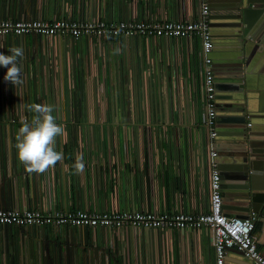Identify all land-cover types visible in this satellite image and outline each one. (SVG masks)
Returning a JSON list of instances; mask_svg holds the SVG:
<instances>
[{"label": "built area", "instance_id": "2783aa9c", "mask_svg": "<svg viewBox=\"0 0 264 264\" xmlns=\"http://www.w3.org/2000/svg\"><path fill=\"white\" fill-rule=\"evenodd\" d=\"M187 1H190V9L177 19L157 21L130 17L107 21L99 17L49 19L40 11L35 17H14L11 14L13 0H0V53L10 54L13 46L24 49V58L20 61L22 84L5 81L7 69L0 67V188L17 200L16 207L0 203V227H35L39 231L47 226L84 227L105 231L109 238L129 234L134 241L142 237L140 233L144 230H207L215 264H224L226 250L233 248L254 264H264L254 233L259 213L251 210L245 217H234L225 215L222 210L221 174L215 162L217 151L213 149L217 137V99L211 56V10L209 0ZM180 7V10L185 7L183 0ZM93 37L101 42L116 38L144 42L185 40L190 50L197 44L196 81L202 105V123L198 128L202 136L200 178L204 177L205 185V199L199 211H164L142 205L120 210L92 204L90 168L97 165L100 181L106 184L109 174L112 178L121 167L116 163V153L118 144L122 143L128 164L134 163L133 167L139 170L136 159H143L145 154V163H150L148 153L153 151V136L158 135L159 129L155 127L157 97L153 96L152 88H148L145 76L134 75L125 83L116 63L108 71L92 55L86 61V68L81 60L71 56L68 66L66 62L60 69L56 54L58 40L68 43L73 54L75 43ZM32 103L53 105L56 122L65 128V134L56 138V150L63 152V160L43 173L28 172L15 148L22 121L30 120L33 115L27 110V105ZM191 108L184 106L182 114ZM144 144L148 151L145 153ZM80 155L84 170L77 174L73 165ZM145 163L142 164L144 171L149 172ZM49 174L52 179L54 175L57 189L64 192L66 198L72 192L80 194L77 204L46 203ZM30 199L35 200L34 203Z\"/></svg>", "mask_w": 264, "mask_h": 264}, {"label": "crops", "instance_id": "0c3cea01", "mask_svg": "<svg viewBox=\"0 0 264 264\" xmlns=\"http://www.w3.org/2000/svg\"><path fill=\"white\" fill-rule=\"evenodd\" d=\"M183 2L185 7L180 10V0H13L11 14L14 17L28 18L39 15L40 11L49 19L99 17L108 21L132 17L162 21L183 16V11L191 7L190 1ZM2 8L4 9L5 5ZM261 22H264V17ZM262 31L264 32V25ZM235 36L228 35V40L218 37L219 43L228 47L233 45L234 48L237 40L231 39ZM211 37L213 41L212 34ZM56 44L60 69L66 66V62L68 66L71 56L77 61L81 60L86 68V61L92 55L100 64H104L108 71H111L116 63L125 83L134 75L145 76L148 88H152L153 96L157 97L155 127L159 129L158 135L153 136V151L148 153L150 163H145L144 154L143 159L137 158L135 162L137 167L140 166L139 170L133 167L134 163L130 166L124 156L122 143H119L116 163L121 167L112 178L109 174L106 184L100 181L97 165L89 170V198L92 199V204L94 202L101 208L123 210L142 205L145 208L153 207L164 211H199L205 199V185L204 177L200 178L202 136L198 128L202 123V105L196 81L197 44L190 50L185 40L144 42L141 39L133 41L116 38L101 42L93 37L82 38L75 43L73 54L70 45L64 40H58ZM214 51L212 49L213 60L216 58ZM262 54L256 55L251 62L253 68L257 64L263 65L254 73L256 93L253 101L249 100L248 103L245 98L240 100L239 93L232 92L229 88L232 81L239 77L232 70L235 66L223 67L218 64L213 68L216 96L219 98L216 129L217 135H222L221 139L217 136L214 140L213 149L216 151L218 147L228 150L234 140L229 135L250 126L251 132L246 134L251 147H256V151L264 153V52ZM238 57L242 60L243 53L241 56L230 55L231 59ZM215 70L220 71V74H216ZM193 90L196 93H193ZM184 106L192 108L186 109V114H182ZM236 117H239L240 121L232 120ZM145 146H142L144 153L148 152ZM260 161L263 163L264 159ZM144 163L149 172L144 171ZM257 184L261 185V188L264 187V172L259 175ZM45 195L48 205L69 202L74 206L80 200V194L75 192L66 198L64 192L61 193L59 188L57 189L56 179L54 175L52 179L51 174L48 175ZM35 200L30 199V202L34 203ZM0 203L16 207L17 200L9 191L0 188ZM222 210L225 215L234 217H245L251 210L255 211L251 207L246 209L244 205L240 206L237 199L222 200ZM261 217L259 215L254 233L258 248L264 255V222L260 221ZM140 234L142 237L134 241L129 234L109 238L105 231H92L84 227L47 226L40 231L35 227H0V264H215L214 250L209 243L207 230H144ZM240 263L239 251L234 248L227 249L224 264Z\"/></svg>", "mask_w": 264, "mask_h": 264}, {"label": "water", "instance_id": "95a60500", "mask_svg": "<svg viewBox=\"0 0 264 264\" xmlns=\"http://www.w3.org/2000/svg\"><path fill=\"white\" fill-rule=\"evenodd\" d=\"M209 5L211 10L209 25L215 44L213 46L214 55L216 56L213 60V68L218 64H222L223 67L235 66L232 70L239 77L232 81L233 83L229 87L230 90L232 92L237 91L236 93H239L242 101L244 98L247 103L249 100L253 101L256 93V75L254 73L263 64L255 65L254 69L251 62L256 55L260 56L264 52V32L262 31L264 22H261L264 17V0H209ZM217 34L220 35L217 36ZM232 34L236 36L231 40H237L234 48H232L233 45L228 47L219 43L218 37L228 40V35ZM233 49H236V51H233ZM242 53V60H240V57L230 58V55L241 56ZM215 73L220 74V71L215 70ZM219 91L220 89L217 87V92ZM216 99L219 101L217 96ZM257 118L255 117V119ZM232 120L240 121V118L236 117ZM242 122L244 123V120ZM251 129L249 126L234 133V135H229L233 137V143L230 144L228 150L224 147L217 148L215 162L221 174L222 200L237 199L240 206L244 205L246 209L251 207L257 211L262 216L260 221L264 222V187L261 188V185L257 184L259 175L264 172V162L261 163L260 161L264 159V153L256 151V147H251L249 137L246 134L250 133ZM217 136L219 139L222 137L221 133ZM239 253L241 256L240 264H254L252 260L244 257L241 252Z\"/></svg>", "mask_w": 264, "mask_h": 264}, {"label": "clouds", "instance_id": "9594fccd", "mask_svg": "<svg viewBox=\"0 0 264 264\" xmlns=\"http://www.w3.org/2000/svg\"><path fill=\"white\" fill-rule=\"evenodd\" d=\"M9 53H0V67L7 69L4 80L20 85L23 82L20 61L24 58V49L13 46ZM27 110L33 115L30 120L25 118L17 131V156L28 172L43 173L63 160V152L56 150V138L65 134V128L56 122L51 104L32 103L27 105ZM73 167L77 174L83 172L82 155L77 156Z\"/></svg>", "mask_w": 264, "mask_h": 264}, {"label": "rangeland", "instance_id": "374dc122", "mask_svg": "<svg viewBox=\"0 0 264 264\" xmlns=\"http://www.w3.org/2000/svg\"><path fill=\"white\" fill-rule=\"evenodd\" d=\"M199 107H200V105H199Z\"/></svg>", "mask_w": 264, "mask_h": 264}]
</instances>
